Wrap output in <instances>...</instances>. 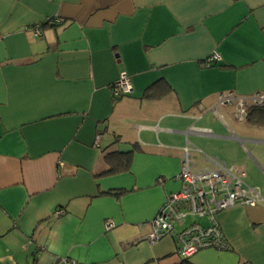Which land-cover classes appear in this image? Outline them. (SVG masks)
I'll list each match as a JSON object with an SVG mask.
<instances>
[{
  "label": "crops",
  "instance_id": "obj_1",
  "mask_svg": "<svg viewBox=\"0 0 264 264\" xmlns=\"http://www.w3.org/2000/svg\"><path fill=\"white\" fill-rule=\"evenodd\" d=\"M229 91H264V0H0V264L179 262L173 235H147L186 145L264 196V124L219 104ZM112 150L133 152L128 169L106 171ZM216 219L230 248L192 262L264 264V202Z\"/></svg>",
  "mask_w": 264,
  "mask_h": 264
},
{
  "label": "built area",
  "instance_id": "obj_2",
  "mask_svg": "<svg viewBox=\"0 0 264 264\" xmlns=\"http://www.w3.org/2000/svg\"><path fill=\"white\" fill-rule=\"evenodd\" d=\"M35 33L41 34L40 26L36 27ZM219 60L221 55L213 53L207 59V64ZM112 90L116 96L132 92L131 79L126 71L120 73L118 81L112 85ZM218 102L222 105H234L236 117L245 120L252 107H264V91L248 96L238 95L233 91L223 92ZM192 150L186 145L182 154L181 170L176 176L181 181L180 190L166 197L151 220L152 229L147 235V240L151 242L173 235L177 241L178 253L182 257H191L206 248L229 249L230 245L216 219L217 213L238 204L257 206L264 202L260 189L245 180V170L231 167L220 157L207 153H203L204 165L196 166ZM63 212V209L56 211L58 215ZM189 216L208 218V222L195 220L185 225ZM177 226L181 228L178 230ZM65 262L70 263L67 260Z\"/></svg>",
  "mask_w": 264,
  "mask_h": 264
},
{
  "label": "trees",
  "instance_id": "obj_3",
  "mask_svg": "<svg viewBox=\"0 0 264 264\" xmlns=\"http://www.w3.org/2000/svg\"><path fill=\"white\" fill-rule=\"evenodd\" d=\"M55 20H56L55 18L47 19L44 22H42L39 26L41 28L47 25L55 26V24L61 22V21H55ZM169 90H170L169 86L164 81H160L158 82L157 87L153 86L149 90H147L145 96L146 97H153V96L161 97L165 95L167 92H169ZM122 96H116L113 93V98L115 100H118ZM248 117H249V120L253 122L264 124V107H252L249 111ZM132 156H133L132 151L120 152L117 150H112V151L106 152L104 156L105 163L107 165L106 171L116 172V171L128 169L132 161ZM174 264H195V263L192 262L189 257H182L179 262L174 263Z\"/></svg>",
  "mask_w": 264,
  "mask_h": 264
},
{
  "label": "rangeland",
  "instance_id": "obj_4",
  "mask_svg": "<svg viewBox=\"0 0 264 264\" xmlns=\"http://www.w3.org/2000/svg\"><path fill=\"white\" fill-rule=\"evenodd\" d=\"M192 217H193V216H189V217H187V220L192 219ZM194 217H195V216H194ZM198 218H202V217H198ZM198 218L195 217V219H197V220H198Z\"/></svg>",
  "mask_w": 264,
  "mask_h": 264
}]
</instances>
